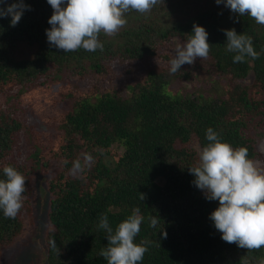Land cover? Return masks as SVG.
Listing matches in <instances>:
<instances>
[{
    "label": "trees",
    "instance_id": "trees-1",
    "mask_svg": "<svg viewBox=\"0 0 264 264\" xmlns=\"http://www.w3.org/2000/svg\"><path fill=\"white\" fill-rule=\"evenodd\" d=\"M196 1L161 0L148 14L130 11L119 33L100 35L104 49L95 52L64 53L48 43L47 0H24L31 10L15 27L11 17L0 18V179L12 166L26 180L18 215L0 210V259L24 231L39 179L47 196L45 264H107L99 255L108 243L100 217L115 231L134 208L144 217L134 242H151L140 264L264 258V248L249 252L221 239L210 219L219 202L205 198L188 170L209 127L233 148L246 147L250 159L260 155L264 26L215 0ZM194 23L208 33L209 56L171 74L176 45L187 42ZM230 29L252 37L258 59L233 62L224 32ZM21 140L30 144L24 151ZM77 160L82 171L73 169Z\"/></svg>",
    "mask_w": 264,
    "mask_h": 264
},
{
    "label": "clouds",
    "instance_id": "clouds-1",
    "mask_svg": "<svg viewBox=\"0 0 264 264\" xmlns=\"http://www.w3.org/2000/svg\"><path fill=\"white\" fill-rule=\"evenodd\" d=\"M0 3L7 5L0 7V18L11 17V27L18 24L26 10H31L24 0H15L11 4L0 0ZM47 3L53 9L48 20L51 27L46 29L47 41L68 53L79 49L103 51L104 45L99 39L102 33L115 36L126 26L127 13L148 14L161 0H47ZM215 3H223L232 13L240 17L247 15L264 26V0H215ZM224 32L226 50L236 53L234 63H242L246 57L259 58L260 53L254 49L251 36L237 34L235 29ZM209 52L207 31L194 23L187 42L176 45L175 55L169 61L170 73L175 74L185 64H194L197 58L207 59ZM206 139L207 145L197 149V165L188 170L194 176L192 183L205 194V198L219 202L210 214L215 229L222 234L223 241L235 243L249 252L264 248V169L249 158L246 147L233 148L222 142L211 127L207 129ZM90 161L92 157L86 155L85 165ZM73 169L83 170L79 160L73 163ZM3 174L6 178L0 179V210L6 218L14 219L23 206L26 180L12 166H5ZM140 199H144L143 194ZM143 220L140 209L134 208L113 231L108 217H100L98 227L107 233L108 243L99 255L107 264H140L151 243L148 240L134 242ZM149 220L150 227H157V217H149ZM163 235L166 238L167 233L163 232ZM49 245L52 249L57 248L55 240H50ZM244 264H248L246 259ZM258 264H264V258Z\"/></svg>",
    "mask_w": 264,
    "mask_h": 264
},
{
    "label": "rangeland",
    "instance_id": "rangeland-1",
    "mask_svg": "<svg viewBox=\"0 0 264 264\" xmlns=\"http://www.w3.org/2000/svg\"><path fill=\"white\" fill-rule=\"evenodd\" d=\"M191 2L193 5L198 3L196 0H191ZM29 54L27 51H23V56ZM35 121L38 124L42 123L37 118H35ZM21 143L23 144L21 148L23 151L28 148L26 145H30L25 140H21ZM257 147L260 155L253 161L257 163L258 167L264 169V138L258 140ZM33 182L32 188H35L36 193L33 212L32 214H24V231L13 244L3 250L0 264H45L42 237L48 226L45 218L47 196L42 188L45 187L44 182L40 179Z\"/></svg>",
    "mask_w": 264,
    "mask_h": 264
}]
</instances>
